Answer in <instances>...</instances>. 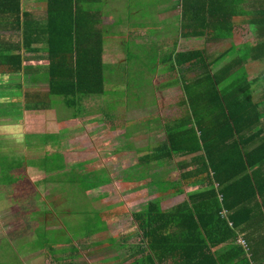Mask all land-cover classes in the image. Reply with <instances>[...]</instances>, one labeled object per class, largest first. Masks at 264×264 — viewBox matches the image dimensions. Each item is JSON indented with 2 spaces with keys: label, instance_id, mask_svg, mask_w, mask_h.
Instances as JSON below:
<instances>
[{
  "label": "crops",
  "instance_id": "1",
  "mask_svg": "<svg viewBox=\"0 0 264 264\" xmlns=\"http://www.w3.org/2000/svg\"><path fill=\"white\" fill-rule=\"evenodd\" d=\"M121 1L123 4L126 2V0ZM146 1L152 2L148 7L152 10H147V7L142 9L149 13L143 18L144 20L137 22L138 28L141 26L142 29L156 31V28L161 26L159 31H166L171 29L170 24L174 23L178 26V23L182 22L180 11L172 14L171 17L159 18L158 15L166 10H161L157 0ZM104 2L107 10H113L114 5H119L117 0H84L82 3L84 10L94 12L96 29L100 28V22H98V12L94 10H100ZM17 4L20 12L26 11L32 21L27 29L32 31L42 29L40 26H43L45 21V0H15L12 3L13 10L17 9ZM7 7V0H0V154L10 158L8 162L7 157L0 156V240L6 239L15 252L17 249V252L21 253L19 259L24 260L26 264H127V262L123 263L126 259L122 257V251H116L115 246L126 244L135 249L139 256L145 253V242L142 241V233L137 225L139 219H136L135 215L136 212L146 209L148 203L154 200L147 197L146 192L150 189L147 188V182L153 180L158 183L160 179L175 180L182 170L171 165L173 170L171 173L175 176L167 178V168L170 166L166 165L168 161L155 159L159 160V164L154 171L149 172L148 176H134L132 178L134 182L129 183L130 179H128V183H125L124 176L120 177L119 175L122 174L115 168L119 162L126 161V153L130 151L128 145H132L134 139L140 142L151 136L155 139L154 143L161 144L165 139L166 121L172 119L168 116L171 115L170 112L185 108L183 98H188L189 101L191 99L193 102L194 94H189L188 87H178V81L181 83L178 68L172 71L164 69L169 63L165 61V57L175 49L158 51V67L153 71V78L159 79L158 84L153 88V95L156 96L155 105L149 106L148 103L141 105L139 100L135 99L129 107L124 108L125 111L117 113L120 116L117 117V121L108 118V121L101 122L96 116L103 110L95 104L104 101V96L107 101H113L109 96L116 93L110 91L107 93L104 88L102 94L76 93L75 101H72L71 105H67L61 96L57 97L58 101L51 103L53 97L48 90L52 76L47 70L46 34H40L36 39L35 35H32V42L23 48L22 31L18 28V20L11 11L7 12ZM107 10H102L101 23L107 22L108 19L109 23L113 22L111 15L108 18ZM152 11L154 13H151ZM246 11L251 12V10ZM34 22L40 23V26H34ZM89 22L92 26V17L85 16L86 28ZM235 24L233 28L236 26L245 32L248 30L255 32L256 29L248 17ZM104 30L106 35H110L109 29ZM151 35L153 33L149 34ZM180 36L179 31L175 37L171 34L166 35L162 47L174 48L178 47L180 40L189 42L195 39L192 37L182 39ZM145 37H142V43L147 41V44H150L154 40L151 37L150 40H146L148 37ZM231 37H234V33L225 39ZM200 38H204V44L209 42L205 35ZM255 43L256 41H252L249 45L242 43L237 45L230 42L229 47L232 46L233 50L228 53H223L226 48L222 51H212L210 57L215 58L213 63L217 61L220 63L216 67L210 65V72L214 74L223 67L224 63L238 60L243 54L240 51L241 47L248 48ZM181 49L179 47L177 51ZM16 53L21 56L20 70H17L18 61L15 58L3 57V54ZM220 53L223 55L220 56ZM246 57L244 65L249 77H255L259 72L257 69L261 67L258 64L262 63L264 66V62ZM161 60L166 64L162 68H160ZM190 75L194 78L193 73ZM174 77L178 81L170 83ZM187 77L186 72L184 78L188 80ZM259 80L264 81V79ZM256 83H251L247 96L251 97L256 107L264 112V98L261 97L264 89L261 85L254 86ZM158 97L164 101L157 110L160 104ZM128 101L129 98L124 105L128 104ZM147 105L148 109H156L154 114L146 113ZM190 106L200 118L198 121L191 117L189 125L201 124L203 127L213 120L215 110L212 109L210 100L204 98L201 103L193 102ZM163 111L165 113H162ZM146 115L152 116L148 128H141L139 123L143 118L148 117ZM163 116L166 118L163 119ZM202 117L206 118L203 120ZM154 143L146 146L145 142L144 147L133 149L135 160L136 156L139 160V157L143 158L145 154L153 151ZM113 146L116 147L112 149L113 152L111 150L105 152ZM52 156L55 161L60 162L57 167L54 166V162L50 163ZM190 167H194V164L189 165L188 169ZM178 170L180 171L177 172ZM93 173L96 174V178H93ZM63 174L73 177L74 182L83 180L84 176L91 178L84 189V198L91 200L87 207L96 208L94 216L88 215L87 210L86 213H82L70 206L69 202L74 195L67 200L64 199L65 191L61 189L60 178L52 177ZM115 176L122 179L115 181ZM84 186L83 183L82 188ZM121 189L126 190L125 194L121 195ZM141 189L146 190L145 195L141 194ZM122 196L126 198L120 199ZM176 196L166 200L177 198ZM116 197L119 200L116 201ZM140 201H144V204ZM131 206L140 208L133 209L132 213L129 210ZM222 212L226 213L224 210ZM126 216L132 219L133 224L129 220L124 221L123 217ZM241 226L247 227V224L243 221ZM251 228L252 231L244 229L243 232L237 233L236 241L239 244H242L239 240L246 234L251 239L259 235L260 230L255 226ZM49 233L52 235L51 240L47 239L48 235L45 237V234ZM38 237L42 240L47 239V243L38 241ZM118 240L121 242L116 243ZM225 244L227 242L218 244L213 249H222ZM54 258L56 260L52 261Z\"/></svg>",
  "mask_w": 264,
  "mask_h": 264
},
{
  "label": "trees",
  "instance_id": "2",
  "mask_svg": "<svg viewBox=\"0 0 264 264\" xmlns=\"http://www.w3.org/2000/svg\"><path fill=\"white\" fill-rule=\"evenodd\" d=\"M14 1L7 0V12L11 11L18 20L22 47L32 42V35L36 39L46 34L47 70L52 76L48 93L61 96L67 105L75 101L76 93L102 94L105 28L96 29L94 12L83 9L84 0H45L44 28L34 22V26L42 28L35 31L27 29L32 21L26 11L20 12L18 4L16 10L12 9ZM179 3L182 22L174 29L178 28L175 31H179L180 38L204 35L212 40L229 38L233 25L248 17L257 29L256 43L245 48L241 58L224 63L214 74L210 65L215 58L210 57L212 51L205 47L173 50L165 57L169 63L164 69L178 68L180 84L188 87L190 95L194 94L193 102L210 100L215 116L203 127L189 125L191 117L198 121L200 117L190 106L192 100L183 98L188 117L183 112L166 121L163 142L139 158L136 165L144 164L146 176L156 169L152 167L155 159L168 161L167 166L175 165L182 170L175 180L147 182L150 188L147 195L154 200L135 215L145 253L135 258L137 251L132 248L126 257L132 261L127 264H264V112L247 96L251 83L264 79V68L249 78L246 68L241 66L246 56L264 62V0H179ZM143 6L149 7L150 2ZM94 11L101 23L102 10ZM85 16L93 19L88 28ZM230 50L232 46L223 53ZM3 57L15 58L20 70V54ZM157 67L156 59L154 70ZM186 72L193 73L194 79L186 80ZM175 81L176 77L170 83ZM261 87L264 89V81ZM261 94L264 98V90ZM192 164L194 167L188 169ZM191 185L197 187L188 189L182 202L158 209L159 200L183 194ZM222 210L226 212L224 216ZM243 221L247 227L241 226ZM252 226L260 230L259 235L251 239L246 234L239 244L237 233L244 229L252 231ZM224 242L227 244L222 249H213Z\"/></svg>",
  "mask_w": 264,
  "mask_h": 264
},
{
  "label": "rangeland",
  "instance_id": "3",
  "mask_svg": "<svg viewBox=\"0 0 264 264\" xmlns=\"http://www.w3.org/2000/svg\"><path fill=\"white\" fill-rule=\"evenodd\" d=\"M116 1V0H115ZM148 2L146 0H126L125 4L122 3L121 0H117V3L119 5H114L113 10H107L105 7V2L103 6L101 7L100 10H107V15L109 18V15L111 19H113V22L111 21L110 23L108 22H102L99 23V27L105 29H109L110 35H106V31H103V54H102V61H103V76H104V88L110 93L114 92L116 94L110 95L109 97L113 98V101H107L106 97L104 96V101H98L95 106H100V109L103 111H100V113L97 114V118L101 120V122L108 121V118L111 120L117 121V117L115 115H118L117 113L125 111L124 108L129 107V104L134 101L135 99L139 100V104H147L150 106V104H154V100L156 98L155 94L153 95V88L156 87L155 84H158L157 81L159 80L158 77L153 78V71H154V66L155 62L158 56V51H165L166 49H170L174 51H177L179 47L182 49L184 48H201L204 44V38H195L193 41H184L180 40V44H178V47L174 48H165L162 47V44L164 43V38L166 35L171 34L172 37L176 36L177 29L175 28L174 23L170 24L169 26L171 29H167L166 31H159L161 26H158L155 30H149V29H142L141 26L139 28L137 27V22H141L144 20L143 18L146 16V10H142L144 8L143 3ZM151 3V2H150ZM179 0H159L158 5L161 7V10H166L159 14V18H163L164 16H172V14L177 13L180 11L179 9ZM178 6V7H177ZM246 6V5H245ZM247 7V6H246ZM37 9L41 10V8L37 7ZM147 10H152L147 7ZM151 13H154L153 11ZM236 25V24H235ZM103 28V29H104ZM246 28V27H245ZM154 29V28H152ZM242 29L236 28L234 26L233 32L234 37L230 39H209V42L204 44V47L208 51H213V50H224L227 48L231 43H235L237 45L241 44H248L251 43L252 41H256V36L254 35V32L252 30H248L247 32L241 31ZM153 33V35L149 36V34ZM146 36L150 40L151 38H154L153 42L150 44H147L148 42H141L142 37ZM145 37V38H146ZM237 37V38H236ZM143 38V39H145ZM236 38V39H234ZM210 40H212L210 43ZM170 44V43H169ZM241 45V46H242ZM162 47V48H161ZM239 47V46H238ZM245 47L242 46L240 51H244ZM244 54V53H243ZM164 57V55H162ZM220 62H215L212 65V67H216ZM252 64V63H251ZM250 64V65H251ZM164 65H166L164 62L160 64V68H162ZM242 67H245L244 64L241 65ZM258 66H261L257 70H261L264 66L263 64H258ZM246 68V67H245ZM191 73H188V80H193L192 76L190 75ZM190 78V79H189ZM250 78V77H249ZM261 85V81L256 83L254 86L258 87ZM181 84L178 81V87H180ZM193 86V85H192ZM52 100L50 101L51 103H55V101H58L57 97H54L50 94ZM129 98L128 104L124 105L126 100ZM158 100L160 104L157 106V110L161 108L162 101L164 99H161L158 97ZM147 107V114H154L156 109H148ZM89 107L91 105L89 104ZM185 109V108H184ZM183 110L180 111H172L170 112L171 115L170 118H175L177 116H180L181 113L184 112ZM90 112V111H89ZM162 113H165L163 111ZM111 116V117H110ZM122 116V115H121ZM148 117L143 118L140 121V126L141 128L147 127L149 125V120H150V115H146ZM88 117V116H87ZM184 117H188L187 112H184ZM166 117L163 116V119ZM103 120V121H102ZM164 137H162L163 139ZM121 139V138H119ZM137 139H134L132 141V145H128V150L129 153H126V161L123 163H118L116 165V171H120L122 175H119L120 177L124 176L125 178V183L134 182L132 178L134 176H139L143 175L145 177V169H144V164L139 163L137 166L136 164L140 161L138 160V157L136 156V160L134 157V152L135 148L139 147H144L145 142L146 146L152 145L154 143V138L151 136H147L146 138L143 139V141L137 142L135 141ZM155 147L159 146V144L154 143ZM113 148H116L113 146L112 148L106 150L107 151H112ZM2 157H7L5 154H0ZM54 156H52L50 163L52 164L54 162V166L57 167L60 162L55 161L53 159ZM140 158V157H139ZM8 162H10V158H6ZM157 163V161L155 162ZM153 163L152 165L153 168H156L157 164ZM146 167V165H145ZM172 166H169L167 168V178H171L172 176L174 177L175 174L171 173ZM144 169V170H143ZM178 170L177 172H179ZM91 173L89 172V175ZM93 178H96V174L93 173ZM56 179L60 178V184H61V189L64 190V199L67 200L71 197H73L72 200H70V206L74 207L75 210L77 211H82V213H86V210L89 211L88 215L94 216L96 208L92 207H87L90 205L91 200L86 199L85 197V192L84 189L86 187V184L90 182L87 176H84L83 180H78L74 182L73 177H69L68 174H63L62 175H54L52 176ZM116 177V178H115ZM114 179H122L117 176H115ZM179 177V174L176 176V178ZM83 183L85 186L82 188ZM196 186H187L185 189V193L176 196L177 198H172L169 200H162V202L158 201V209H165L169 208L177 203L182 202L186 198V192L188 189L191 188H196ZM126 190L121 189V195L125 194ZM141 194L145 195L146 190L143 191L141 189ZM137 193V192H136ZM135 193V194H136ZM131 194V193H130ZM147 194V192H146ZM146 197V196H144ZM148 198H151L150 196L147 195ZM123 198V199H122ZM126 197H120V199L124 200ZM118 197H116L117 201ZM136 200V198H134ZM119 200V199H118ZM127 200V199H126ZM140 203L144 204V201H140ZM132 208V209H131ZM129 209L130 212L133 213V209H137L140 207H133L131 206ZM124 209V208H122ZM116 211H118L116 209ZM129 214V213H128ZM96 216V215H95ZM124 221L127 222V220L131 221L132 219L129 216L123 217ZM134 220V219H133ZM132 223V221H131ZM133 224V223H132ZM49 240L52 239V235L45 234V237H47ZM47 239H40L38 237V241H44L47 243ZM121 242L120 240L116 241V243ZM119 249H122V254L123 257H125L126 261L125 262H131L132 259L126 258L129 256V253L131 252V246H127L126 244L122 246L121 248H118L115 246V250L118 251ZM19 251L16 252L15 250L12 249V246L9 245L5 240H0V264H26V262L23 260L21 261L19 259V256H21V253ZM137 253V252H136ZM142 253V252H141ZM138 253L134 256L135 258L138 257Z\"/></svg>",
  "mask_w": 264,
  "mask_h": 264
},
{
  "label": "built area",
  "instance_id": "4",
  "mask_svg": "<svg viewBox=\"0 0 264 264\" xmlns=\"http://www.w3.org/2000/svg\"><path fill=\"white\" fill-rule=\"evenodd\" d=\"M222 214H224V212H222Z\"/></svg>",
  "mask_w": 264,
  "mask_h": 264
}]
</instances>
